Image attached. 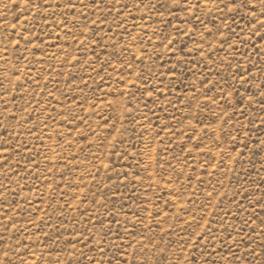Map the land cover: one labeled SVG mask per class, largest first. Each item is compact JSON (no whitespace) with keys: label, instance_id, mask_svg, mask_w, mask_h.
I'll return each instance as SVG.
<instances>
[{"label":"rangeland","instance_id":"1","mask_svg":"<svg viewBox=\"0 0 264 264\" xmlns=\"http://www.w3.org/2000/svg\"><path fill=\"white\" fill-rule=\"evenodd\" d=\"M0 264H264V0H0Z\"/></svg>","mask_w":264,"mask_h":264}]
</instances>
